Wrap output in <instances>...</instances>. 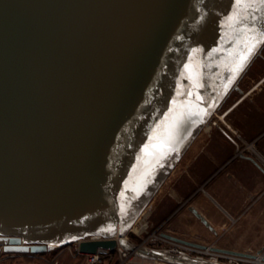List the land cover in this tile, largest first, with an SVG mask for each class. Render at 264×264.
<instances>
[{
  "label": "water",
  "instance_id": "obj_1",
  "mask_svg": "<svg viewBox=\"0 0 264 264\" xmlns=\"http://www.w3.org/2000/svg\"><path fill=\"white\" fill-rule=\"evenodd\" d=\"M253 36L264 40L261 0H0V256L77 243L82 255L121 246L164 262L153 264H225L127 234L202 128L243 94L264 43L233 69Z\"/></svg>",
  "mask_w": 264,
  "mask_h": 264
},
{
  "label": "crops",
  "instance_id": "obj_2",
  "mask_svg": "<svg viewBox=\"0 0 264 264\" xmlns=\"http://www.w3.org/2000/svg\"><path fill=\"white\" fill-rule=\"evenodd\" d=\"M258 63L263 66L254 80L249 74ZM246 77L249 86L246 82L239 103L226 115L249 101L250 119L256 127L250 129V137L242 144L222 127L212 128L193 157V168L189 167L188 174L196 176L195 191L186 196L177 213L167 218L171 227L164 234L203 246L258 256L264 255V47L243 76L244 82ZM241 155L253 158L257 164ZM183 208L185 211L179 212ZM183 222L185 227H182ZM1 256L0 264H5L6 255ZM139 256L148 264L154 263L150 257ZM78 257L70 256L68 260H58L57 264H83Z\"/></svg>",
  "mask_w": 264,
  "mask_h": 264
},
{
  "label": "rangeland",
  "instance_id": "obj_3",
  "mask_svg": "<svg viewBox=\"0 0 264 264\" xmlns=\"http://www.w3.org/2000/svg\"><path fill=\"white\" fill-rule=\"evenodd\" d=\"M262 66L263 65H260L258 63L254 65V67L250 71L249 75L253 76L254 80L258 78L257 76L260 70H262ZM245 83L247 84V86H249L248 77H246L245 82L244 80H242L239 83V87L241 90L245 88ZM242 96L243 95L240 94L238 91H234L230 95V97L226 100L222 108L216 112V114L213 116V119L211 121L212 127H214L215 129L217 126L222 127L226 132H228L230 135L236 138V141H238L239 144H242V142H247V137H250L251 134L250 129H254L256 127V125H253L254 121L250 119V117L252 116V111H250L251 104L249 101H247V105L240 104L230 114L226 115L236 106L237 103H239V99ZM252 125L253 127H251ZM203 143L204 142L200 143V145H202ZM200 145L198 149L200 148ZM193 157L189 162L187 163L185 162L181 165L179 172L174 178L171 176L172 179L169 178L168 181L165 180L164 183L159 187L158 191L162 188V192H160L158 199L156 200V202L154 203V205L152 206V208L149 210L148 214L144 218L143 222L141 223L140 229L138 231H133L131 228V230L127 234V238L132 244L138 245L144 242V243H149L151 244V246H155V247H161V246L170 247V246L181 245L169 241L168 239L162 237L161 234L166 233L169 227H171L170 224L168 223L167 218H170V216L177 213V211L179 210L178 208L184 203L186 196L191 195V193L195 191L196 187L194 186V180L196 181V176H194L193 174L191 175L188 174L189 167L193 168V161H192ZM189 163L191 164L189 165ZM200 180L201 178L198 181L200 182ZM185 209L183 208L179 212L185 211ZM165 219L166 221H164ZM188 221H184V222H188ZM184 222L182 227H185ZM192 222L198 224L197 222L194 221ZM142 226H145L146 228L144 229V227L142 228ZM158 239L159 241H157ZM64 248L67 249L64 250L63 248H59L46 253L36 254V255H31V254H2V255H6L4 258L5 264L6 262L11 264H17V263L36 264L37 262H40L42 264H53V263L57 264L58 260H66V259L68 260L70 256H79L78 260H81L82 263L84 264L85 256L77 252V243H74L71 246H67ZM184 248L188 249L191 247L185 246ZM189 251L192 253V255L202 256L204 257V259L210 258L212 254H216L210 252L204 253L201 250H195V249ZM133 252L135 251L129 250L127 252V256L124 258L116 250H113L112 257L109 260L108 264H148L143 260H141L139 253L136 252L133 253ZM0 259H2V256H0ZM52 261L54 262L51 263ZM224 261L226 262L228 260L224 259ZM153 262L160 263L157 261H153Z\"/></svg>",
  "mask_w": 264,
  "mask_h": 264
},
{
  "label": "built area",
  "instance_id": "obj_4",
  "mask_svg": "<svg viewBox=\"0 0 264 264\" xmlns=\"http://www.w3.org/2000/svg\"><path fill=\"white\" fill-rule=\"evenodd\" d=\"M157 241H159V239ZM135 246L136 247L141 246V247H145V248H148L151 250H157V251H168V252L173 253L175 255L185 254V255L194 256V257L204 259V257H202V256L192 255V253L189 250H193V249L188 248L189 249L188 250V249L184 248L185 246H182V245H180V246L176 245V246H170V247H167V246L155 247V246H151V244H149V243L142 242L138 245L135 244ZM115 250L120 255H122L124 258L127 256V252L129 251L127 249H124L121 246H117L115 248ZM133 253H135V252H133ZM84 256H85L84 264H108L109 260L112 257V251L99 249L94 254H86ZM207 259L210 261H213V262H220V263H225V264H264V255L263 254L258 255V259H260L258 261L257 260L251 261V260H247L246 258L245 259L235 258V257L227 256L224 254H212V256L210 258H207ZM224 259H226L228 261L225 262Z\"/></svg>",
  "mask_w": 264,
  "mask_h": 264
},
{
  "label": "bare ground",
  "instance_id": "obj_5",
  "mask_svg": "<svg viewBox=\"0 0 264 264\" xmlns=\"http://www.w3.org/2000/svg\"><path fill=\"white\" fill-rule=\"evenodd\" d=\"M212 124H208L205 125L202 130L200 131V133L198 134V136L195 138V140L191 143V145L189 146V148L187 149V151L185 152V154L182 156V158L180 159V162L177 163L176 167L174 168V170L171 172L170 176L168 177V179H166L167 181L169 180V178L172 179V177L174 178L177 173L180 170V167L183 163H187L189 162L192 157L194 156V154L196 153V151L198 150V147L200 145V143L204 142L207 137L210 134V131L212 130ZM252 147V146H251ZM172 176V177H171ZM160 192H162V188L157 192V194L153 197V199L150 201V203L148 204V206L145 208V210L142 212V214L140 215V217L136 220V222L134 223V225L132 226V230L133 231H138L141 227V223L143 222L144 218L146 217V215L148 214L149 210L152 208V206L154 205V203L156 202V200L159 197ZM144 226H142L143 228ZM179 244V243H178ZM182 245V244H181ZM188 247V246H187ZM202 251V250H201ZM204 253H209V250L207 251H202ZM244 259V258H243ZM257 261L260 259H256ZM254 261V260H253Z\"/></svg>",
  "mask_w": 264,
  "mask_h": 264
},
{
  "label": "snow or ice",
  "instance_id": "obj_6",
  "mask_svg": "<svg viewBox=\"0 0 264 264\" xmlns=\"http://www.w3.org/2000/svg\"><path fill=\"white\" fill-rule=\"evenodd\" d=\"M237 3L239 4V0H237ZM261 5L264 6V0H261ZM228 19L230 21L235 20L237 23L239 22V19L237 17L230 16ZM252 31H254V29H252ZM249 39L250 40H253L255 42L249 44L248 43V40ZM244 43L246 45V52H245L244 55H242L240 57L239 63H237L236 66H235V68L233 69L234 72H239L243 68L244 63L247 61L248 57L253 54V52L255 51L256 47L258 46V43H264V40H259L255 36H253V37H250V38L246 39L244 41Z\"/></svg>",
  "mask_w": 264,
  "mask_h": 264
}]
</instances>
